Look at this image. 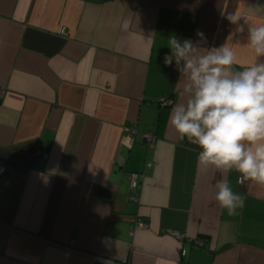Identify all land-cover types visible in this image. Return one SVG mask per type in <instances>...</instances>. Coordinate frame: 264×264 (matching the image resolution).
<instances>
[{
	"label": "crops",
	"instance_id": "1",
	"mask_svg": "<svg viewBox=\"0 0 264 264\" xmlns=\"http://www.w3.org/2000/svg\"><path fill=\"white\" fill-rule=\"evenodd\" d=\"M255 5L0 0V264H264V185L230 172L245 203L219 207L220 174L169 124L180 73L163 62L170 37L200 44V31L242 69L245 20L264 25Z\"/></svg>",
	"mask_w": 264,
	"mask_h": 264
},
{
	"label": "clouds",
	"instance_id": "2",
	"mask_svg": "<svg viewBox=\"0 0 264 264\" xmlns=\"http://www.w3.org/2000/svg\"><path fill=\"white\" fill-rule=\"evenodd\" d=\"M250 9L264 12V5ZM241 18L236 13L226 17L243 32ZM245 24L254 59L242 69L236 67L237 55L228 42L219 47L200 46L207 43L200 31L196 33L200 44L170 37L171 54L163 57L165 66L175 61L180 73L179 100L171 108L169 124L181 141L186 139L199 150L198 169L220 174L213 185L215 201L229 216L245 203V197L225 178L230 172L239 174L238 183L264 185V61L260 60L264 57V25L247 20Z\"/></svg>",
	"mask_w": 264,
	"mask_h": 264
},
{
	"label": "built area",
	"instance_id": "3",
	"mask_svg": "<svg viewBox=\"0 0 264 264\" xmlns=\"http://www.w3.org/2000/svg\"><path fill=\"white\" fill-rule=\"evenodd\" d=\"M3 95H4L3 90L0 89V98H1ZM162 102H163V104L168 105V102H167L166 100H163ZM147 141H148L149 143H151V142L153 141V136H151V135L148 136ZM248 182H249V181H245V182L239 183V185H240V186H245ZM138 188H139V175H137V174H133V175L131 176V189L134 190V191H137ZM132 199H133L134 201H138V200H139V193L136 192L135 196L132 197ZM141 226H144V223H142L141 221H138L137 225H135V226L133 227V229L139 228V227H141Z\"/></svg>",
	"mask_w": 264,
	"mask_h": 264
},
{
	"label": "water",
	"instance_id": "4",
	"mask_svg": "<svg viewBox=\"0 0 264 264\" xmlns=\"http://www.w3.org/2000/svg\"><path fill=\"white\" fill-rule=\"evenodd\" d=\"M96 195L101 198L109 199L111 193L105 188H99L96 192Z\"/></svg>",
	"mask_w": 264,
	"mask_h": 264
}]
</instances>
